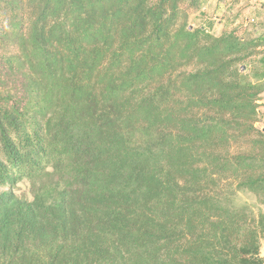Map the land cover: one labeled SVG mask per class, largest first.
Segmentation results:
<instances>
[{
	"label": "trees",
	"instance_id": "obj_1",
	"mask_svg": "<svg viewBox=\"0 0 264 264\" xmlns=\"http://www.w3.org/2000/svg\"><path fill=\"white\" fill-rule=\"evenodd\" d=\"M204 4L0 0V264H264V35Z\"/></svg>",
	"mask_w": 264,
	"mask_h": 264
},
{
	"label": "rangeland",
	"instance_id": "obj_2",
	"mask_svg": "<svg viewBox=\"0 0 264 264\" xmlns=\"http://www.w3.org/2000/svg\"><path fill=\"white\" fill-rule=\"evenodd\" d=\"M263 2L264 0H239L237 4L226 8V0H222V2L219 0H205L204 8L200 14L202 17L195 16L196 12L194 10L188 11V22L191 27H197L199 25H206L209 21H213V23H215L213 30L215 35H219L221 31L225 29L246 38L256 37L258 35L263 36L264 14L261 10ZM254 59L256 60V58ZM246 65V72L249 75L258 67V64H256V62L252 63L251 60L247 62ZM261 97L264 100V96ZM258 108L261 110L262 121L261 123H256L255 126L264 131V103H258ZM14 191L18 195H22L26 198L30 197L28 183L23 180L17 183ZM241 199L250 204L253 203V199L250 196L243 195ZM262 245H264V241Z\"/></svg>",
	"mask_w": 264,
	"mask_h": 264
},
{
	"label": "crops",
	"instance_id": "obj_3",
	"mask_svg": "<svg viewBox=\"0 0 264 264\" xmlns=\"http://www.w3.org/2000/svg\"><path fill=\"white\" fill-rule=\"evenodd\" d=\"M262 96H264V94H262ZM258 103L259 104H263L264 103V100L262 99V97H261V99L258 101ZM259 110H260V108H259ZM261 111V110H260ZM261 256H262V258H263V260H264V245H262V247H261Z\"/></svg>",
	"mask_w": 264,
	"mask_h": 264
}]
</instances>
